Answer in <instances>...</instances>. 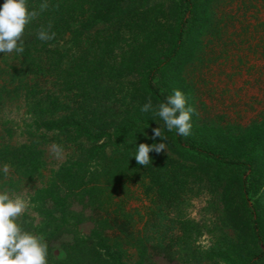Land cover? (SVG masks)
<instances>
[{
    "label": "rangeland",
    "instance_id": "obj_1",
    "mask_svg": "<svg viewBox=\"0 0 264 264\" xmlns=\"http://www.w3.org/2000/svg\"><path fill=\"white\" fill-rule=\"evenodd\" d=\"M58 1L60 5H71V25H76L81 15L92 14L87 58L91 61L94 56L96 63L91 62L90 66L94 64L96 75L84 81L97 91L95 100L103 105L99 117L103 125L100 133L104 136L98 142L82 145L92 157L85 167L93 172L92 179L81 186L91 187L89 193L85 190L76 197L71 194L68 161L70 156L75 161L81 154V145L74 143V137L71 153L55 143L54 138H47L40 174L12 188H0L29 199L30 207L21 218L22 226L44 237L48 264H114L106 259V243H111L87 238L93 228L104 225L108 232L127 235L121 247H113L117 252L126 249L131 253L134 264H244L258 251V245L239 192L243 170L182 154L174 189L170 187L174 174L171 167L162 168L163 178L159 180V174L151 167L136 162L132 151L125 152L122 147L125 140L117 136L108 138L109 130L114 134L125 123L135 122L137 126L147 125L144 131L160 127L167 141L171 131L154 115L158 103L143 86L147 69L172 46L184 14L180 3ZM44 2L39 0L37 5ZM198 3L185 27L181 53L157 75L155 83L170 93L180 90L186 107L195 109L188 139L251 162L253 170L248 174V186L251 199L258 206L264 233V0H198ZM107 18L110 20L102 21ZM74 36L71 38L79 41V36ZM149 98L153 110L142 112ZM77 101L79 93L71 84V105ZM126 107L129 110L125 113ZM12 109L11 115L17 116V110ZM53 144L62 147L61 159L50 152ZM159 157L168 156L161 153ZM150 165L154 166L153 162ZM154 169L160 172L159 168ZM10 171L0 184L11 175ZM51 188L59 189L60 196L54 214L64 217L67 225L65 230L49 236L47 231L36 230L42 220L37 200L44 207L51 206L54 201L50 202L49 195L44 194ZM158 205L163 206L162 210ZM73 215H77L75 225ZM146 232L159 235L148 248V254L141 255L135 240L129 242L128 234L139 240ZM90 247L102 250L103 257H92ZM83 251L85 258L79 256Z\"/></svg>",
    "mask_w": 264,
    "mask_h": 264
},
{
    "label": "trees",
    "instance_id": "obj_2",
    "mask_svg": "<svg viewBox=\"0 0 264 264\" xmlns=\"http://www.w3.org/2000/svg\"><path fill=\"white\" fill-rule=\"evenodd\" d=\"M177 1L184 14L177 25L172 46L162 59L147 69L145 74L144 91L146 90V93L158 104L164 102L166 97L173 93L161 90L156 85L155 78L181 53L186 32L185 27L193 10L199 5L198 0ZM3 3L4 0H0V6ZM28 3L30 4L28 5L29 10L39 11V5H37L39 0H29ZM48 4L49 8L45 12H39L37 18L26 25L23 36V53H0V180L5 178L3 166L8 165L11 169V175L0 184V188L5 186L12 188L23 180H32L34 175L40 174L41 167L45 163V146L49 137L54 138L55 143H60L61 146L69 149L70 153L71 138L74 137V143L77 146L81 145V154L75 160L76 162L70 156L68 166L71 168V194L76 197L85 193V190L89 193L91 187L85 189L81 186L85 182L91 181L93 175L92 171L85 169L92 157L82 145L98 142L104 136L100 133L101 128L103 130V125H101L102 118L99 117L103 105L95 100L94 96L97 91L91 90V87L85 85L84 81L88 77L96 75L94 64L90 66L91 62L96 63L94 56L92 55L93 60L91 59V61H88L87 58V49H89L87 34H89L92 14L81 15L76 25H71V5H60L58 0H48ZM107 20L110 19L102 21ZM49 25H51L50 29ZM41 27L50 33L54 32L55 38L48 41L38 39L37 34ZM71 35H78L79 41L75 40V36L71 38ZM71 84L72 89L76 88L79 93V101L73 105H71ZM12 108L17 110L16 114L18 115L15 117L11 115ZM128 110L129 108L126 107L125 113ZM125 124L114 134L109 130L108 138L121 137L125 140L122 147L128 153H130L129 151L134 153L140 143H146L149 146L165 143V150L160 153L155 151L149 153L155 167L150 163L147 166L151 167L155 174H159V180L163 178L162 168L171 167L170 171L174 174L171 175L173 184H170V187L173 186L174 189H176L174 179L178 177L177 164L181 160L182 154L216 163L222 167L243 170L239 180V192L242 203L248 212L252 236L258 245V251L250 255L244 264H260L264 260V233L258 206L252 201L248 186V174L253 170L251 162L243 158L230 157L215 148L180 136L175 130L170 132L165 142L160 137L152 139L153 129L144 131L147 125L137 126L135 122ZM93 136L98 139L90 140L89 138ZM132 148L134 149L131 150ZM101 151L105 152L104 148ZM161 153L168 157L166 159L158 158ZM161 159L164 161V165L161 164ZM154 168H159L160 172L158 173ZM58 190L51 188L44 191V194L49 195L50 202L54 201L51 206L44 207L43 202L40 203V200H37L39 203L37 209L42 215V220L36 225V230L45 233L47 231L49 236L54 231L56 233L65 230L67 225L64 217H57L54 214L56 204L60 205ZM170 192L173 194V191ZM157 208L162 210L163 206L158 205ZM76 216H71L75 219L74 225L77 222ZM109 227H113L112 224H109ZM107 230L109 228L106 225L97 226L91 230V234L87 238H91V241L96 239V242L111 243L110 245L106 243L108 250L106 259L112 260L114 264H134L131 253H128L126 249L117 252L113 247H121L127 240V235ZM146 234L139 240L134 234H128L129 242L132 244V241L135 240V247L137 246L141 255L148 254V248L159 235L157 232L152 234L146 232ZM77 241L80 240L77 239ZM90 251L93 252L92 257H103L102 250L98 251V249L90 247ZM85 253L83 251L82 254H78L81 258H85Z\"/></svg>",
    "mask_w": 264,
    "mask_h": 264
},
{
    "label": "clouds",
    "instance_id": "obj_3",
    "mask_svg": "<svg viewBox=\"0 0 264 264\" xmlns=\"http://www.w3.org/2000/svg\"><path fill=\"white\" fill-rule=\"evenodd\" d=\"M39 11L29 10L27 0H4L0 6V53H23L24 32L26 25L37 18L39 12L47 10L49 4L41 3ZM49 29L51 25L48 26ZM38 39L48 41L55 38L54 32H49L43 27L38 32ZM153 110L152 101L149 98L141 111ZM195 112L192 107H186V99L180 90H174L173 94L166 97L164 102L158 104L154 115L158 116L168 131L175 130L180 136L187 137L191 130V114ZM162 136L160 127L153 129V137ZM166 149L165 143H157L149 146L140 143L135 149L134 157L139 165L147 166L151 163L149 153H160ZM50 152L57 159L63 156L61 146L53 144ZM9 166H3L4 175L9 174ZM30 201L23 195L14 194L7 189L0 191V264H48V244L43 236H37L26 231L22 226L21 218L29 210Z\"/></svg>",
    "mask_w": 264,
    "mask_h": 264
}]
</instances>
